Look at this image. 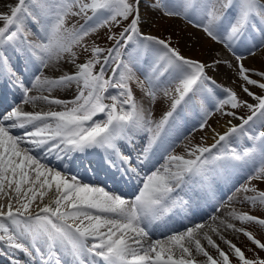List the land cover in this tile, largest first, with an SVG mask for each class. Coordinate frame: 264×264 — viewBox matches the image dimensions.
Returning a JSON list of instances; mask_svg holds the SVG:
<instances>
[{
	"label": "snow or ice",
	"instance_id": "snow-or-ice-1",
	"mask_svg": "<svg viewBox=\"0 0 264 264\" xmlns=\"http://www.w3.org/2000/svg\"><path fill=\"white\" fill-rule=\"evenodd\" d=\"M140 3L141 0H17L7 13H0V76H7L21 89L22 104L42 100L62 109L28 112L13 106L0 115V194L8 197L7 204L0 203V255L9 256L11 264H18L12 258L15 252L25 254L32 264H197L193 251L206 258L205 264H231L229 255L205 233L204 238L217 250L219 260L206 251L197 238L202 224L145 243L154 224L186 207L181 195L184 189L216 167L253 165L247 183L237 191L254 193L246 196V201L264 207V191L250 186L253 179L264 180V130L252 135L245 128L251 122L264 129V95L247 87L264 90V71L246 68L242 63L245 57L235 52L241 44L252 45L249 55L264 48V42L257 46L249 38L251 29L264 41V28L256 25L257 21L264 25V0H152L149 5L170 18L192 22L193 17H198L195 26L235 56L237 75L244 82L242 90L255 104L242 101L233 89L221 88L208 76L206 69L216 70L222 63L231 68L230 61L215 59L206 64L186 58L169 41L143 34ZM230 9L234 15L228 18ZM69 15L82 16L85 23L69 28ZM123 21H129L127 26L118 35L108 36L114 42L112 47L83 43L99 29H111ZM31 24L40 33L36 41L29 39ZM78 46L90 52L82 63L76 62L78 56L73 51ZM9 48L26 52L35 63L36 74L30 86L16 77L5 55ZM149 52L153 59L141 79L137 75L141 56ZM65 56L75 72L58 77L44 75L45 69L58 65ZM109 69L111 76H107ZM252 75L261 80L252 79ZM133 83L152 102L159 93L171 101L159 120H153L151 112L137 101ZM73 84L77 92L71 100L50 95ZM32 89L49 95L30 96ZM209 105L241 123L229 121L227 131L216 133L218 139L211 146L188 149L189 158L167 154L165 164L142 177L133 198L84 182L78 172L72 171L73 166L85 171L94 166L93 170L117 169L121 174L140 177L133 157L122 151L121 144L130 145L136 135L147 133L146 144L135 160L137 165H143L157 145L165 153L172 149L168 143L170 121L178 109L198 108L203 114L199 125L203 129L213 114ZM226 106L232 111L224 112ZM242 107L251 115L237 117L234 110ZM100 114L103 120L96 119ZM16 129L23 130V135L13 134ZM242 137L252 143L240 147ZM93 150L102 153L99 160H74L77 154ZM49 157L61 162L60 167L42 162ZM229 215L242 223L264 226V218L235 211ZM226 226L235 229L232 224ZM235 230L244 232L264 250V243L250 232ZM225 242L241 264H264V260L247 259L239 247Z\"/></svg>",
	"mask_w": 264,
	"mask_h": 264
},
{
	"label": "rangeland",
	"instance_id": "rangeland-1",
	"mask_svg": "<svg viewBox=\"0 0 264 264\" xmlns=\"http://www.w3.org/2000/svg\"><path fill=\"white\" fill-rule=\"evenodd\" d=\"M17 3V0H0V13H7L9 11L10 6H14ZM152 3V0H141L140 3V14H141V25H140V31L143 34L146 35H153L160 39H165L170 42L171 47L178 49V51L181 53V55L185 56L186 58L194 59L206 64H210L215 59H222L220 56H215L212 51H209L207 46H203L206 43L212 42L211 39L201 30V28L195 26L196 23L199 22L198 17H193V21L189 22L188 20L182 19V18H170L167 16H164L159 10H152L149 5ZM232 12V13H231ZM89 15L91 13L89 12ZM234 15V10L228 11V18H231ZM85 20L84 18L69 15L66 20V26L71 28L73 25H75L77 28L80 27V25L84 24ZM129 21H123L119 26L113 25L111 26V29L108 27H104L99 29L97 32L91 34L90 36L86 37L83 43L85 45H88L89 47L95 42L96 45L100 47L110 48L112 47L113 41L108 40V36L112 33L119 34L124 27L127 26ZM257 27L264 28V25L259 24V21L256 22ZM31 28V35L29 36L30 40L36 41L40 37V33L37 31V26L34 24L30 25ZM249 38L252 42V44H255L259 46L262 42L261 38L258 33L249 30ZM207 41V42H205ZM216 43L219 47L224 49V51H228L229 54L231 53V56H234L232 52H230L223 44ZM251 44H241L238 45L235 48L236 55H241L245 57L242 61L244 66L249 69H256L254 68L256 57L263 62L261 66H259L260 71H264V48H260L259 51H256L257 54L255 55H249V51L251 49ZM158 47V46H157ZM238 50V51H237ZM77 53L78 59L77 63H82L90 56V52L84 51L82 47H76L73 49ZM263 52V54H261ZM261 54V55H260ZM5 55L8 56L11 67L13 71L16 74V77L23 80L24 84L27 86L29 85V82L32 81L34 75L36 74V70H34V67L36 66L35 63L30 60L27 56V53H21L13 51L11 48L7 49L5 51ZM260 56V57H259ZM262 56V57H261ZM153 59L152 53L149 52L147 55L141 56V63L139 65V71L137 72V75L140 76L141 79H143V73L146 72L149 68V65L151 64ZM229 59H225L231 62L233 67H228L225 64H220L217 66L216 70H213L212 68L206 69L207 74L209 77H211L213 80L216 81V84L221 86V88H231L233 89L237 94L238 97L242 101H247L248 103L255 104L256 101L248 96L243 90L242 85L244 82L238 77L237 71L238 69L235 67L237 65V60L234 57ZM257 66V65H256ZM252 67V68H250ZM259 69H256L259 71ZM99 70V65L97 66V71ZM75 67L68 62V57L65 56L64 60H62L58 65L50 66L49 68L44 70V75L48 77H58L63 73H72L75 72ZM107 76H111V70L109 69ZM106 76V78H107ZM252 79L261 80V78L257 75H252ZM28 79V81H27ZM12 81V85L14 86V82ZM261 82H264V80H261ZM16 88V92L22 93L21 89L14 86ZM133 93L137 99V101L141 102L143 106L148 109L152 114L153 120H159L164 112L170 107L171 101L164 97L162 93L158 94V97L155 102L150 101V99L145 96V94L136 86L135 83L131 85ZM249 90L253 93H256L258 95H264V90H261L260 88L256 86L248 85ZM110 93L115 94V90L110 89ZM77 92V87L75 84L71 85L69 88H62L54 90L50 95L55 98H60L63 100H71ZM30 96H41V95H49L48 92H40L38 90H32L29 93ZM217 95H221V89H217ZM9 101L12 103V98H9ZM22 98L18 99L17 101L13 102V106H20L22 110L28 111V112H36V111H49V110H62L59 106L48 104L42 100H37L35 104L28 103V104H22L21 103ZM106 103L111 104V100H106ZM11 106V105H10ZM209 110L212 111V115L207 120V126L203 129L200 128V122L202 119L203 114L199 112L198 108H192V107H182L177 110V114L174 116L173 121H170V127L171 132L169 135L168 143L172 145V149L169 153H165V151L157 145L156 148L158 151L160 150L161 157L156 161V163L148 169V172L154 171L155 167H159L162 164H165V156L167 154H174L177 155H185L186 158H189L187 153L188 149L190 147H193L195 145H201V146H211L213 142L215 143V140L218 139L217 136H215L212 131L215 129L216 126L219 127L220 124L227 123L231 120H235L241 123V120L238 118H233L232 116L225 115L220 111H215L211 105H209ZM224 112L232 111L230 107H225L223 110ZM237 114V117H247L248 115H251L249 110L247 108H240L234 110ZM214 116V117H212ZM105 117L103 114H100L96 117L98 120H103ZM237 124V125H239ZM246 130L249 132V134H256L261 129L258 124H252L250 122L249 125L245 126ZM226 131H220L217 132L219 134H223ZM212 137H216L213 139ZM213 139V141H211ZM136 140L147 141V133H141L134 137L132 143L129 145L128 143H122L121 149L123 152L124 150L133 148V162L135 163L136 156L140 153V151H137L136 147ZM186 140V141H185ZM189 140V141H188ZM212 143H208V142ZM186 142V143H185ZM190 142V144H189ZM235 143V141H233ZM182 143L186 146H184L182 150ZM199 143V144H198ZM252 142L248 140L246 137H242L240 140V147H244L247 145H250ZM179 144L180 147L178 146ZM211 144V145H209ZM188 145V146H187ZM179 147V148H176ZM143 149V144L142 148ZM153 149V150H154ZM178 152H177V151ZM182 150V151H180ZM185 152V153H184ZM213 152H216V149H213ZM175 154V155H176ZM133 163L134 167H138V165H135ZM254 166L251 164L243 165V166H237L232 168H224V167H216L214 170L211 171L212 174L216 176H220L221 183L225 190L223 191V195L220 197V199L216 200V197L214 195H208L209 198H212L215 204L214 209L217 211L219 208H221L220 202L223 200L225 196L229 197H235L228 199L227 204L230 206V213L235 211L236 213H248L254 216H257L259 218H264V207L260 206L259 204L252 206L249 202L246 201V196H252L254 193L252 192H244L236 191L237 189H240L242 185H245L247 183L248 176L252 173ZM210 174V173H209ZM143 175V174H140ZM145 175V174H144ZM202 178V177H201ZM200 178V179H201ZM214 180H220L217 179V177L213 178ZM194 184V180L190 183L187 188ZM255 186L258 191H264V180L260 179H253L250 182V186ZM236 193V194H235ZM212 194V193H211ZM234 194V195H233ZM239 194V195H238ZM233 206V207H232ZM231 218V215H230ZM232 219V218H231ZM233 221V220H232ZM232 225L235 226V229H244L246 232H250L252 236L259 240L261 243H264V226H260L256 223H242L238 219L234 218V221L231 222ZM232 228L227 227V232H231V236L228 238L229 241H231L232 244H235L237 247H239L245 254V257L250 260H264V250L260 249L252 240L248 238L247 235L244 234L242 231H237ZM230 235V234H229ZM218 240V239H217ZM221 240L219 239V243ZM221 245L223 247L225 244L221 242ZM222 250V249H221ZM229 246L226 250H223L225 253H228L231 264H241V262L236 258L234 252L230 250ZM205 264V263H204Z\"/></svg>",
	"mask_w": 264,
	"mask_h": 264
},
{
	"label": "bare ground",
	"instance_id": "bare-ground-1",
	"mask_svg": "<svg viewBox=\"0 0 264 264\" xmlns=\"http://www.w3.org/2000/svg\"><path fill=\"white\" fill-rule=\"evenodd\" d=\"M205 42H207V41H205ZM203 46H207L209 48L208 50L212 51L215 56H220L224 60L225 59L231 60L230 58L234 57V56H231V53L229 54L228 51L227 52L224 51V49L219 47L213 41L210 42V43L208 42V43L204 44ZM261 54H263V52ZM260 60H263V59H259V58L256 57V60L255 59L253 60V61H255V64H254L255 67L254 68L259 69V66H261L263 64V62L260 61ZM250 68H252V67H250ZM34 70H36V66L34 67ZM260 70L261 69H259V71ZM27 81H28V79H27ZM31 82H29V85H31ZM32 90H35V89H32ZM21 98H22V93H17L12 98V103L17 101L18 99H21ZM12 103L10 101H6L5 105H3L0 108V115L6 113L7 111H10L11 108H12V105H13ZM10 104H11V106L9 107V109L6 110L5 107H7ZM4 108H5V110H4ZM212 117H214V116H212ZM231 124L237 125V124H239V122H237L235 120H231ZM229 126L230 125L228 124V122L224 123V124H220L219 127L218 126L215 127V129H214L215 131H212V133L215 135L217 132H220V131H223V130L227 131V128ZM13 134H15V135H23V130L16 129V130H14ZM212 138L215 139L216 137L215 138L212 137ZM213 139L211 141H213ZM211 141L208 142V143H212ZM135 143H136L135 144L136 147L139 148V150H140L142 148V144H143V148H144V146L146 144V141H144L142 143V141L136 140ZM185 143L184 144L182 143V150H183L184 146H186ZM189 144H190V142H189ZM180 145L181 144H179L178 146L180 147ZM209 145H211V144H209ZM179 147H176V148H179ZM182 150H180V151H182ZM36 154L40 155L39 152H37ZM175 154L176 153H174V155ZM160 157H161L160 150L158 151L157 149H154L152 154H150L149 160L145 164L140 165L139 171H141L143 173L147 172V174H150L152 171L148 172V169L150 168V166L154 165L156 163V161ZM89 159H91L93 161L96 160L95 157H92V156L89 157ZM46 161H48L50 164H52L54 166H59L58 165L59 161L55 160L53 157H49ZM42 162H45V161H42ZM165 163H166V161H165ZM156 168H158V167H155V169ZM76 169L79 170L81 168H77L75 166L72 167V170H76ZM214 177H217V179H220L219 175L216 176V175L212 174L211 172H210V174H208L205 177H202V178L201 177H197V178H195L194 179V184L191 185L189 187V189H186V191L184 189V191L181 193V195H184V194H186V195L189 194L190 195L191 194V195L194 196V194L203 195L204 193H208L209 192V193H212L214 196H216L217 200L220 199V197L224 193L223 191L225 190V187L221 184V183H223V181H221V179L220 180H214L213 179ZM218 182H221V183H218ZM25 187H27V186H25ZM140 187H141V179H137L132 184L127 185L126 187H124L122 193H123L124 196H126V198H129L128 196L130 194H134V196H135L137 194V192H138V189ZM12 195H14V193ZM232 197H229L228 195L225 196L223 198V200L220 202L221 209L219 208L220 210H218V211L205 209V210L197 211V213H193V212L188 213V212H186L183 217L173 216L170 219H165L163 221L157 222L156 224L153 225L152 229L150 230L149 238L146 239L145 243H148L150 241H154V240H157V239L163 240L169 235H172L174 233L183 232L187 228L194 227L195 225H198V224H202V225H204V227L199 230V234L197 235V238L200 239L201 244L204 246L206 251H208L209 254L212 255L214 258H217L219 260V256H218L217 250L208 244V242L204 238L203 234L206 233L208 236H210L212 238V240L219 246L220 249L226 250L228 248L229 245L225 241H229L228 238L232 235L231 234L232 231L231 232L230 231L227 232V230H226L227 226L226 225L227 224H231V222L234 221V217L231 216L232 219L230 218L229 213H230V209L231 208L227 204V202H228V199H230ZM235 197H233V198H235ZM130 198H132V197H130ZM7 202H8V197L7 196H3L2 194H0V203L7 204ZM47 202H48V198H45L44 203H47ZM37 203H39V200H37ZM36 210H37L36 209V205L34 204L33 205V212H35ZM222 221L224 223H221ZM213 229H216V231H213ZM221 237H223V239ZM219 239L221 240V242H223L225 244L224 247H223V245H221V242L219 243ZM193 248H194V246H193ZM193 258L195 259L197 264H204L206 262V258L202 254H198L195 251H193ZM0 263L6 264V261L2 262L0 260Z\"/></svg>",
	"mask_w": 264,
	"mask_h": 264
}]
</instances>
